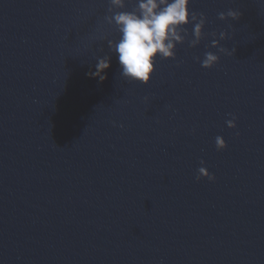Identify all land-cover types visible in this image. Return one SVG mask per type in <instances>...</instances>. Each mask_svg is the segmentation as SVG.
Listing matches in <instances>:
<instances>
[{"label": "water", "instance_id": "obj_1", "mask_svg": "<svg viewBox=\"0 0 264 264\" xmlns=\"http://www.w3.org/2000/svg\"><path fill=\"white\" fill-rule=\"evenodd\" d=\"M137 4L0 0V264H264V0H189L147 85L109 47Z\"/></svg>", "mask_w": 264, "mask_h": 264}, {"label": "clouds", "instance_id": "obj_2", "mask_svg": "<svg viewBox=\"0 0 264 264\" xmlns=\"http://www.w3.org/2000/svg\"><path fill=\"white\" fill-rule=\"evenodd\" d=\"M111 2L123 9V0ZM188 4L189 0H138V11L120 10L115 13L112 19L117 27L119 39L116 42L109 41V47L118 56L120 75L123 79L147 85L155 72L157 58H176V43L183 38L180 30L186 28L189 23ZM191 15L192 19H195V15ZM200 15V22L193 27L195 37L192 41L193 46L200 43L202 31L207 23L205 14L201 12ZM240 16V11L229 9L227 13L220 12L218 18L238 20ZM211 35L214 37L210 42L211 48L218 49V52L224 55H233L235 49L229 51L220 45L221 40L228 38V33L221 31L218 38L216 32H212ZM194 59L201 63L203 68L210 69L219 62L220 57L212 51H206L203 59L199 56ZM110 66V57H100L94 70L89 71L87 75L98 79V82H103L107 78L106 70ZM236 120L237 117L232 115V119L226 121L227 127L235 129ZM215 146L217 151H222L227 148V143L222 136L217 135ZM200 164L196 179L207 178L214 181L215 176L208 171L205 161L201 160Z\"/></svg>", "mask_w": 264, "mask_h": 264}]
</instances>
